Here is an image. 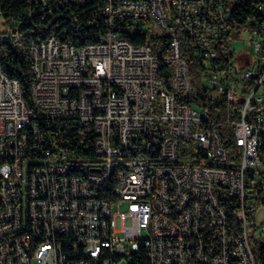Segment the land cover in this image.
<instances>
[{
    "label": "built area",
    "instance_id": "obj_1",
    "mask_svg": "<svg viewBox=\"0 0 264 264\" xmlns=\"http://www.w3.org/2000/svg\"><path fill=\"white\" fill-rule=\"evenodd\" d=\"M40 2L69 18L30 103L0 74V264H264V0Z\"/></svg>",
    "mask_w": 264,
    "mask_h": 264
},
{
    "label": "trees",
    "instance_id": "obj_2",
    "mask_svg": "<svg viewBox=\"0 0 264 264\" xmlns=\"http://www.w3.org/2000/svg\"><path fill=\"white\" fill-rule=\"evenodd\" d=\"M234 9L236 10L234 12V24H246L256 18L260 20V14L254 9L252 0H238ZM0 10L6 20L5 24L10 27L9 33L14 32V29H18L20 32L18 38L14 37V46L10 40H0V73L5 74L9 79L18 80L25 100L30 103L33 73L26 48L32 40L60 33V27L66 24L69 17L61 16L56 21L53 20V15L45 18L44 12L46 13L47 9L40 0H0ZM250 25L255 26V24ZM166 71H169L168 67H166ZM192 72L193 64L190 63V73ZM262 157L264 159V150ZM113 182L111 181L106 186H112ZM130 264L150 263L143 251Z\"/></svg>",
    "mask_w": 264,
    "mask_h": 264
},
{
    "label": "bare ground",
    "instance_id": "obj_3",
    "mask_svg": "<svg viewBox=\"0 0 264 264\" xmlns=\"http://www.w3.org/2000/svg\"><path fill=\"white\" fill-rule=\"evenodd\" d=\"M54 35V34H51ZM18 38V36H16ZM136 39H145V32H136ZM169 71H173V64H166ZM2 74V73H0ZM192 82L194 84H201V75H193ZM71 173H76L77 177L82 179H89V170H85V166H71ZM116 171H109L104 175V186L111 181L115 182ZM231 218H239V211H231ZM208 237H217V229L214 226H207ZM236 264H245V259L236 260Z\"/></svg>",
    "mask_w": 264,
    "mask_h": 264
},
{
    "label": "rangeland",
    "instance_id": "obj_4",
    "mask_svg": "<svg viewBox=\"0 0 264 264\" xmlns=\"http://www.w3.org/2000/svg\"><path fill=\"white\" fill-rule=\"evenodd\" d=\"M4 28H7L6 26H3ZM3 27H2V23H0V31H2V29H3ZM246 37H248V35H246ZM245 37V38H246Z\"/></svg>",
    "mask_w": 264,
    "mask_h": 264
}]
</instances>
